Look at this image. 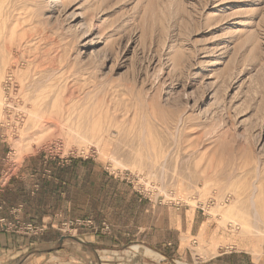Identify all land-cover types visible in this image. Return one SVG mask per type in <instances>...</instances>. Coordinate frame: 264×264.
I'll list each match as a JSON object with an SVG mask.
<instances>
[{
	"label": "rangeland",
	"instance_id": "rangeland-1",
	"mask_svg": "<svg viewBox=\"0 0 264 264\" xmlns=\"http://www.w3.org/2000/svg\"><path fill=\"white\" fill-rule=\"evenodd\" d=\"M0 230L264 264V0H0Z\"/></svg>",
	"mask_w": 264,
	"mask_h": 264
},
{
	"label": "crops",
	"instance_id": "crops-1",
	"mask_svg": "<svg viewBox=\"0 0 264 264\" xmlns=\"http://www.w3.org/2000/svg\"><path fill=\"white\" fill-rule=\"evenodd\" d=\"M164 228L165 226L162 224L157 234L159 233L160 236H164L169 230V226H166V231ZM180 234V236L178 234V240L175 243L167 242L166 245H164V252L156 253L151 250L155 257L147 255L148 258H150L149 261L140 259L130 264H178L175 258L182 255V246L185 240L184 235L182 233ZM104 240L105 238L100 236H86L85 234L60 236V238L56 240H40L7 230H0V264H87L89 257L84 256L85 254H83L82 249L84 248L96 254H100L101 252L104 253L106 252L102 247ZM68 241L77 242L78 246L82 247V249L75 252L72 245H70L71 243ZM163 242V240H160V244H163ZM114 246H117V244H114ZM171 246L173 247L171 248ZM90 247L92 250H88ZM89 252H87V254ZM223 255H219L217 258ZM222 259L223 260L220 262L221 264H258L255 261L250 263L248 258H244L242 255L229 256ZM98 260L103 259L98 257ZM113 260H115V258H113ZM114 264L124 263L115 262Z\"/></svg>",
	"mask_w": 264,
	"mask_h": 264
},
{
	"label": "built area",
	"instance_id": "built-area-1",
	"mask_svg": "<svg viewBox=\"0 0 264 264\" xmlns=\"http://www.w3.org/2000/svg\"><path fill=\"white\" fill-rule=\"evenodd\" d=\"M38 231H39V230H34V231H33V230H30V232H33V233H35V235H37V234H38Z\"/></svg>",
	"mask_w": 264,
	"mask_h": 264
}]
</instances>
